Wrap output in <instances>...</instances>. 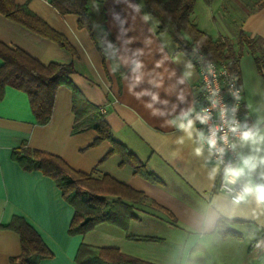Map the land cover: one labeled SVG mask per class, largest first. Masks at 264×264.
I'll return each mask as SVG.
<instances>
[{
	"label": "crops",
	"instance_id": "1",
	"mask_svg": "<svg viewBox=\"0 0 264 264\" xmlns=\"http://www.w3.org/2000/svg\"><path fill=\"white\" fill-rule=\"evenodd\" d=\"M13 1L17 5L26 6L63 34L75 52L60 47L56 42L0 12L1 42L22 49L44 65L71 64L74 68L69 83L59 86L56 91L53 114L46 125L36 123L29 96L24 91L7 86L0 99V185L3 190V201L0 204V264H11V259L19 256L22 251L21 236L13 228V222L17 219L31 225L53 253L52 258L43 259L39 264H78L76 256L83 244L116 248L126 255L152 264H166L172 242L186 230L180 217H186L188 210L202 205L206 195L217 191L218 176L215 188H212L206 170L202 167L208 160L209 169L215 165L207 147L204 155L197 158L191 155L194 145L186 141L179 157L172 158L175 137L181 133L173 128L161 127V122L149 114L143 103L127 92L126 81L123 79L127 69L112 72V62L104 59L88 30L79 27L77 15H62L49 0ZM101 1L106 8L107 27L117 44L120 43L117 40L120 24L114 17L118 14L120 19H127L124 27L133 29L127 36L139 38L130 45L132 49L143 47L140 40L152 35L153 50H161L166 54L171 60L167 62L169 69H175L177 76L181 75L183 63L174 61L177 58L186 61L189 57L184 56L185 53H176L177 46L167 34H158L159 22L154 16L150 15L151 24L143 23L139 17L133 21L131 10L122 0ZM228 1L234 0H213L211 5L206 4L207 8L216 12L213 16L215 26L205 24L204 16L193 19L194 22L214 39H229L233 44L237 43L240 31L264 39V6L258 8L255 5L257 0H239L247 6V11L239 13L242 18L232 27L225 21V18L228 21L232 15L235 16V13L229 14L224 9ZM131 2L140 3L143 12L147 13L143 0ZM219 4L224 5L222 13L217 9ZM235 8L241 11L238 6ZM149 27L153 34L149 32ZM160 58L161 53L157 51L154 55H146L144 61L151 69L155 60ZM2 63L0 59V66ZM238 69L244 92V114L251 123L255 114H249L250 109L248 112L246 105L255 106L264 100V79L257 69L254 55L247 49L239 57ZM198 81L197 69L191 83L181 86L186 95L184 103L163 89L156 91L160 92L161 99L169 100V108L175 103L179 108L187 109L195 104ZM173 82L166 81V86ZM75 89L100 108L114 138L135 154L147 170L160 179L159 183L135 174L130 165L121 166L117 155L105 159L112 150V143L104 140L94 144L98 137L96 127L100 117L91 116L75 131ZM196 128L199 129L197 123ZM19 148L37 149L57 155L74 169L97 179L109 175L143 192L167 212L137 205V218L130 222L127 232L114 224L102 223L87 234L70 235L75 209L64 199L53 178L40 170H27L13 158L14 151ZM230 228L239 232L241 237L222 236L210 249L205 264H250L256 255L252 245L243 239L240 226ZM128 235L155 237L159 240L137 241L129 239Z\"/></svg>",
	"mask_w": 264,
	"mask_h": 264
},
{
	"label": "trees",
	"instance_id": "2",
	"mask_svg": "<svg viewBox=\"0 0 264 264\" xmlns=\"http://www.w3.org/2000/svg\"><path fill=\"white\" fill-rule=\"evenodd\" d=\"M62 15L74 14L79 17L78 25L90 33L93 41L103 54L100 45L101 26L108 33V39L116 43L107 27L106 8L101 0H49ZM211 5L213 0H203ZM146 12L158 22V34H167L176 44V53H190L199 45L204 54L214 62H227L230 69L239 73L238 63L242 52L247 49L255 58L257 69L264 79V39L251 37L240 31L237 44L229 39H214L203 31L193 20L196 0H143ZM258 8L264 6V0H257ZM0 12L9 19L24 25L31 31L56 42L60 47L74 53L68 39L26 6L17 5L13 0H0ZM237 47V49H236ZM104 59L106 60L104 54ZM0 99L7 86L28 94L36 123L46 125L50 122L55 104V94L59 86L69 83L74 72L71 64L51 63L44 65L19 48H12L0 41ZM73 110L75 113V131L91 116L101 118L96 127L98 137L94 144L104 140L112 143V155L120 158V165H130L135 174L159 183L160 179L150 173L145 164L124 144L114 138L113 131L104 119L100 108L89 102L86 97L74 90ZM13 158L27 170H40L53 178L61 189L64 199L73 206L75 215L70 225V235H84L102 223L121 227L126 232L132 220L137 218L135 209L143 205L167 212L143 192L117 181L109 175L102 179L78 171L61 157L37 149L19 148ZM175 220V218L173 219ZM13 228L21 236L22 251L11 259V264H39L41 260L52 258L53 253L47 247L38 232L22 219L13 222ZM223 236L240 238L241 234L231 228ZM131 240H159L148 236H127ZM78 264H152L122 253L116 248L81 245L76 256Z\"/></svg>",
	"mask_w": 264,
	"mask_h": 264
},
{
	"label": "clouds",
	"instance_id": "3",
	"mask_svg": "<svg viewBox=\"0 0 264 264\" xmlns=\"http://www.w3.org/2000/svg\"><path fill=\"white\" fill-rule=\"evenodd\" d=\"M122 2L131 10L133 21L139 17L143 23L151 24V16L143 12L140 3H132L131 0ZM114 18L120 24L117 36L120 43L109 40L108 33L99 26L101 50L105 58L112 62L113 73L121 68L127 69L123 76L127 92L143 103L149 114L161 122V127L173 128L181 133L175 137L171 157H179L186 141L194 145L191 155L200 158L207 147L209 156L217 157L210 169L207 166L210 160L202 167L212 188H215L216 178L220 176V189L206 195L204 203L188 210L186 217H180L186 230L172 242L166 264H205L210 249L232 226H240L243 239L252 245L256 253L250 264H264V100L255 106L246 105L248 112L250 109L249 114H255L251 123L248 116L240 120V102L244 99L242 87H237V78L233 77L226 87L234 102L231 105L224 102L217 84L216 65L199 45L184 54L189 57L186 61L182 58L174 61L183 63V71L177 76L175 69L170 70L167 66L170 58L161 50H153L152 35L140 40L143 47L132 49L130 45L139 38L127 36L133 30L124 27L127 19H120L118 14ZM149 32L153 34L151 27ZM157 51L161 53V58L155 60L154 66L149 69L144 57ZM197 64L204 76L202 90L207 92L210 107L197 110L193 104L181 109L173 103L169 108V100L161 99L160 92L156 90L163 89L168 95L174 94L180 103H184L186 95L181 86L191 83L197 74ZM166 81L174 82L166 86ZM144 84L148 87H142ZM214 111L218 113L220 123L210 126L207 134L197 129V122L209 125ZM228 151L236 159L224 164L222 158Z\"/></svg>",
	"mask_w": 264,
	"mask_h": 264
},
{
	"label": "built area",
	"instance_id": "4",
	"mask_svg": "<svg viewBox=\"0 0 264 264\" xmlns=\"http://www.w3.org/2000/svg\"><path fill=\"white\" fill-rule=\"evenodd\" d=\"M196 63L195 61H193ZM214 62V61H213ZM216 65V71H217V84L221 88L220 95L223 98L224 102L228 103L231 105L234 101L233 98L229 95L227 91V84L231 82L232 78L235 77L237 78V87L241 86V80H240V75L237 73L233 72L227 62H214ZM197 69L199 70V81H198V88L197 92L195 95V107L197 110H199L202 107H210V102L207 99V92L202 90L203 85H204V76L199 68V65L197 64ZM243 89V88H242ZM242 96L244 97V92L242 91ZM241 108L238 113V118L240 120L245 119V114H244V99L241 100ZM219 117L218 113L215 111L213 112V118L210 121L209 125H201L199 122H197V125L199 127V130H202L207 134L208 128L212 125H217L219 124ZM224 164H227L229 162H235V155L231 152L228 151L225 153L224 157L222 158ZM211 160L212 162L216 163L217 157L216 155H211ZM223 167V165H221ZM221 186V178L218 176L217 179V184H216V190H219Z\"/></svg>",
	"mask_w": 264,
	"mask_h": 264
},
{
	"label": "rangeland",
	"instance_id": "5",
	"mask_svg": "<svg viewBox=\"0 0 264 264\" xmlns=\"http://www.w3.org/2000/svg\"><path fill=\"white\" fill-rule=\"evenodd\" d=\"M235 6H238L241 9V11L237 10V8H235ZM222 8H224V5L220 6V4H219L217 6V9L221 13H222ZM224 9H225V11H229V14H231V13L234 14L235 13V16L232 15V19L231 20L228 19V21H227V19L225 18V21L228 24H230L232 27H234L235 23H239V21L242 18L239 13L240 12H241V14H243L242 12L245 13L247 11V6L245 4H243L242 1L234 0V1H228L227 4L225 5ZM215 15H216L215 10H213L212 8L211 9L207 8V6H206V4L204 3L203 0H196V4H195V7H194L193 19H195V18L197 19L199 17H203L204 16L205 19H206L205 24H207L209 26H215V21L216 20H214V17H213ZM236 49H237V47H236Z\"/></svg>",
	"mask_w": 264,
	"mask_h": 264
},
{
	"label": "snow or ice",
	"instance_id": "6",
	"mask_svg": "<svg viewBox=\"0 0 264 264\" xmlns=\"http://www.w3.org/2000/svg\"><path fill=\"white\" fill-rule=\"evenodd\" d=\"M3 201V190H2V185H0V204H2Z\"/></svg>",
	"mask_w": 264,
	"mask_h": 264
}]
</instances>
